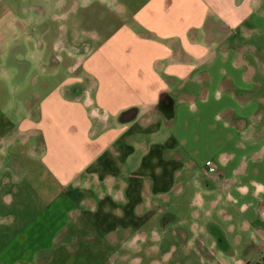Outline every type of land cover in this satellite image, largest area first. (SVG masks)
Instances as JSON below:
<instances>
[{
  "label": "crops",
  "instance_id": "obj_1",
  "mask_svg": "<svg viewBox=\"0 0 264 264\" xmlns=\"http://www.w3.org/2000/svg\"><path fill=\"white\" fill-rule=\"evenodd\" d=\"M109 1L121 25L89 64L97 96L0 107V264L121 263L125 233L143 246L149 216L171 217L182 166L229 222L220 243L260 253L264 0Z\"/></svg>",
  "mask_w": 264,
  "mask_h": 264
},
{
  "label": "rangeland",
  "instance_id": "obj_2",
  "mask_svg": "<svg viewBox=\"0 0 264 264\" xmlns=\"http://www.w3.org/2000/svg\"><path fill=\"white\" fill-rule=\"evenodd\" d=\"M117 17L109 0H0V107L9 110V102L16 99L15 111H24L26 99L35 106L56 88L72 89L70 94L81 100L88 91L97 96V76L89 64L108 53L107 38L121 25ZM176 175V184L182 181L186 193L176 199L171 217L168 212L149 216L141 232L143 246H132L137 231L125 233L129 246L122 251L118 247V264H248L259 254L264 257V242L257 241L263 244L258 254L253 245L233 246L227 229L220 243L218 228L230 225L221 218L215 224L214 210L206 212L209 206H201L197 194L206 188L197 170L182 166Z\"/></svg>",
  "mask_w": 264,
  "mask_h": 264
},
{
  "label": "built area",
  "instance_id": "obj_3",
  "mask_svg": "<svg viewBox=\"0 0 264 264\" xmlns=\"http://www.w3.org/2000/svg\"><path fill=\"white\" fill-rule=\"evenodd\" d=\"M207 168L209 171H215L216 170V168L214 166H212L211 164H208Z\"/></svg>",
  "mask_w": 264,
  "mask_h": 264
}]
</instances>
